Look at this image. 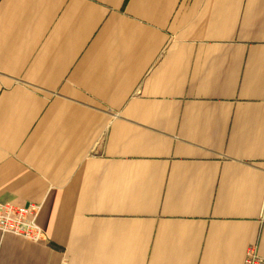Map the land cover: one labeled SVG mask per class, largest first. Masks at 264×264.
Masks as SVG:
<instances>
[{
    "label": "crops",
    "instance_id": "crops-1",
    "mask_svg": "<svg viewBox=\"0 0 264 264\" xmlns=\"http://www.w3.org/2000/svg\"><path fill=\"white\" fill-rule=\"evenodd\" d=\"M0 264L264 256V0H0Z\"/></svg>",
    "mask_w": 264,
    "mask_h": 264
},
{
    "label": "built area",
    "instance_id": "built-area-1",
    "mask_svg": "<svg viewBox=\"0 0 264 264\" xmlns=\"http://www.w3.org/2000/svg\"><path fill=\"white\" fill-rule=\"evenodd\" d=\"M40 205L30 202L25 205L11 203L0 205V230L11 232L34 241L46 239V234L37 223ZM244 264H264V256L256 245L248 247Z\"/></svg>",
    "mask_w": 264,
    "mask_h": 264
}]
</instances>
